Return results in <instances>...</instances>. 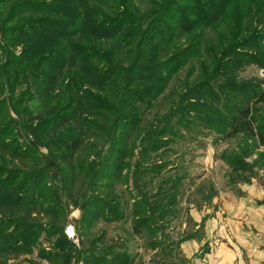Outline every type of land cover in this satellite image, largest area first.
I'll use <instances>...</instances> for the list:
<instances>
[{"label":"rangeland","instance_id":"rangeland-1","mask_svg":"<svg viewBox=\"0 0 264 264\" xmlns=\"http://www.w3.org/2000/svg\"><path fill=\"white\" fill-rule=\"evenodd\" d=\"M199 1L205 0H183L179 15L202 19L196 9L205 6ZM132 2L139 9L151 4ZM13 3L0 0V133H6L0 141H11L14 150L0 144V179L9 169L42 174L19 178L12 194H0V222L6 221L0 226V264H187L190 258L202 264H216L215 259L264 264V99L251 104L252 126L262 135L253 136L240 122L241 130L228 136L236 110L224 112L221 98L236 104L264 89V26L255 22V0H222L210 20L179 35L174 45L194 44V57L171 76L152 106L136 102L139 110L128 111L115 153L106 156L107 133L94 126L71 164L50 157L48 121L35 119L31 131L12 109L11 102L20 99L18 109L44 115L47 101L39 82L28 86L34 81L36 58L29 54L34 39L18 30L24 20L44 14ZM249 20L252 29L237 28ZM236 29L239 44L228 47L223 41ZM43 38L33 41L36 49H43ZM231 61L227 79L223 67ZM9 73L15 81L20 77L12 94ZM226 79L247 87L221 90ZM63 93L60 89V99ZM147 135L154 137L151 144ZM100 155L103 164L97 162ZM69 225L74 240L66 235ZM193 242L197 248L191 253Z\"/></svg>","mask_w":264,"mask_h":264},{"label":"trees","instance_id":"trees-1","mask_svg":"<svg viewBox=\"0 0 264 264\" xmlns=\"http://www.w3.org/2000/svg\"><path fill=\"white\" fill-rule=\"evenodd\" d=\"M182 1L150 0V7L139 9L132 0H48L43 3L36 0H14L12 5L18 10L23 7L27 12H34L32 14H44L37 19L24 20L18 30L27 32L34 40L37 36L45 37L43 49L40 50L35 48L34 40L29 41V54L36 58V65L35 69H31L35 70L34 81H29L28 86L35 81L39 82L38 89L47 101L44 115L33 116L26 106L18 109L20 99L11 102L12 109L31 131L36 130L31 127L35 119L49 122L53 136L48 139L47 147L55 162L71 164L84 147L85 137L94 126L107 133L109 147L106 156L115 153L117 133L122 128V120L129 116L128 111L139 110L136 102H146L152 106L171 76L192 60L197 50L194 44L179 48L174 43L179 35L191 34L196 26L210 20L212 9L217 8L222 0H213V3H208V0L202 3L199 1L205 10L196 9L197 13L203 14L202 19L196 20H188L179 15V4ZM253 9L258 15L255 22L264 26V0H255ZM237 28L252 29V23L250 20L242 22ZM239 29L223 41L228 43V47L239 44ZM261 49L264 52V44ZM212 58L214 61L216 56ZM234 63L231 61L223 67L228 74L227 79L231 78L232 74L228 70L234 69ZM18 64L24 70V65ZM72 64H77L79 69H72ZM19 78L18 75L15 81L14 74L7 75L6 87L11 94L20 84ZM227 79L224 87H220L221 90L233 92L247 87ZM204 85L206 88L207 82ZM60 89L64 91L62 99L58 95ZM216 92L213 90V93ZM27 93L30 95L32 92ZM221 98L224 99V112L236 110V113H232L228 136L241 130L238 127L240 122L253 136L262 135L252 126L256 116H253L255 114L251 104L264 99V89L252 97L240 98L242 100L238 103L237 98L236 104L227 101L225 97ZM59 100H64V103H59ZM91 118H100L103 124H96ZM134 120L137 121L136 117ZM5 134L1 132L0 137ZM149 135L146 139L151 144L154 137ZM0 144L6 151L14 152L11 141L2 139ZM99 154V151H95V156ZM103 156L100 155L101 161L97 162L105 163ZM4 174L0 179V194L4 193L7 197L15 190L12 187L19 178L29 180L42 174V171L21 172L20 169H9ZM23 186L27 185L24 183L21 188ZM54 194L58 198V194ZM5 222L1 221L0 226ZM135 230L139 228L135 226Z\"/></svg>","mask_w":264,"mask_h":264},{"label":"crops","instance_id":"crops-1","mask_svg":"<svg viewBox=\"0 0 264 264\" xmlns=\"http://www.w3.org/2000/svg\"><path fill=\"white\" fill-rule=\"evenodd\" d=\"M191 248H193V249H191V253L192 252H195L196 251V248L197 247H195V246H197V243H194L193 242V247H192V245H189ZM188 259V258H187ZM204 262V261H203ZM215 263L216 264H225V261L224 260H222V259H215ZM187 264H202L201 262L199 263L197 260H195V258H190V260L189 261H187Z\"/></svg>","mask_w":264,"mask_h":264},{"label":"built area","instance_id":"built-area-1","mask_svg":"<svg viewBox=\"0 0 264 264\" xmlns=\"http://www.w3.org/2000/svg\"><path fill=\"white\" fill-rule=\"evenodd\" d=\"M65 232H66L67 237L70 240H74V230H73V227L71 225H69L65 228Z\"/></svg>","mask_w":264,"mask_h":264}]
</instances>
